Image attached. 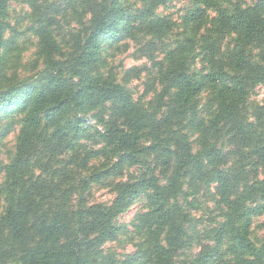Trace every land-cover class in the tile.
I'll return each mask as SVG.
<instances>
[{"label":"trees","instance_id":"16d2710c","mask_svg":"<svg viewBox=\"0 0 264 264\" xmlns=\"http://www.w3.org/2000/svg\"><path fill=\"white\" fill-rule=\"evenodd\" d=\"M0 0V264H264V0H26L35 72ZM134 47L150 64L122 68ZM146 73L143 97L127 83ZM152 94L151 99L146 98ZM94 186L114 193L92 200ZM220 221L191 233L198 196ZM139 200L133 229L118 218ZM125 238L134 252L108 248ZM200 237L199 239H201ZM195 245L200 251L185 253Z\"/></svg>","mask_w":264,"mask_h":264},{"label":"rangeland","instance_id":"374dc122","mask_svg":"<svg viewBox=\"0 0 264 264\" xmlns=\"http://www.w3.org/2000/svg\"><path fill=\"white\" fill-rule=\"evenodd\" d=\"M188 0H170L165 7L160 9V12L164 14H170L173 18L178 19L181 14V10L186 5ZM30 10L26 3V0H15L10 3L9 6V23L14 28L16 37L19 38V42L26 47L24 53L23 63L26 64V69L23 73V76H31L34 72V62L37 60L35 55L37 49V40L34 36L32 28V22L28 15ZM132 47L128 52L117 55L112 61V66L119 73L123 67L132 68L140 67L144 64L150 65L146 59H138L137 54L134 53ZM148 80L146 73L141 75L139 79H133L127 86L134 94L136 99L144 96L145 93V84ZM152 94L146 98V100L151 99ZM264 99V88L258 87L255 90V94L252 97V100L258 103H261ZM20 134V126L13 124L10 127V130L4 134L0 139V215L5 208V199L2 194V186L5 181V172L4 167L10 164L17 152L18 147V137ZM93 198L92 200L97 203L110 204L114 200V193L108 187L94 186L92 190ZM203 193L198 196V201L196 204V209L192 211V225L191 233L199 241L207 242L206 240V230L209 229L214 222H219L220 219V210L217 208L214 202L211 201V196H203ZM145 211L144 202L139 201L138 199L131 205V207L123 213L118 218L119 225L126 226L129 230L133 229V224L136 221L138 215H141ZM253 237L256 240H261L264 238V213L254 217L253 226H252ZM202 237L201 239H199ZM109 249L114 251L118 259H123L127 254L133 253L135 250L133 244L126 241L125 238L122 240L112 243L108 246ZM200 251V246L195 245L192 247V250L187 251L185 254L188 256L194 255Z\"/></svg>","mask_w":264,"mask_h":264}]
</instances>
